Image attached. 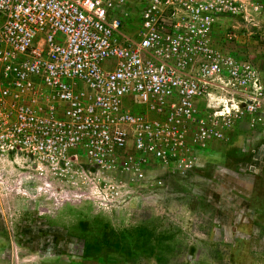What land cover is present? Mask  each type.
<instances>
[{
	"label": "built area",
	"instance_id": "2783aa9c",
	"mask_svg": "<svg viewBox=\"0 0 264 264\" xmlns=\"http://www.w3.org/2000/svg\"><path fill=\"white\" fill-rule=\"evenodd\" d=\"M260 11L255 0H0V161L78 189L193 171L233 127L264 129L258 67L214 42L222 17L255 24Z\"/></svg>",
	"mask_w": 264,
	"mask_h": 264
},
{
	"label": "rangeland",
	"instance_id": "374dc122",
	"mask_svg": "<svg viewBox=\"0 0 264 264\" xmlns=\"http://www.w3.org/2000/svg\"><path fill=\"white\" fill-rule=\"evenodd\" d=\"M255 1L256 23L222 17L214 42L251 60L264 83ZM148 175L161 185L78 189L28 161H0V264H264L263 128L233 127L185 175Z\"/></svg>",
	"mask_w": 264,
	"mask_h": 264
},
{
	"label": "crops",
	"instance_id": "0c3cea01",
	"mask_svg": "<svg viewBox=\"0 0 264 264\" xmlns=\"http://www.w3.org/2000/svg\"><path fill=\"white\" fill-rule=\"evenodd\" d=\"M229 159L227 158L226 155V150H222V162L228 163Z\"/></svg>",
	"mask_w": 264,
	"mask_h": 264
}]
</instances>
